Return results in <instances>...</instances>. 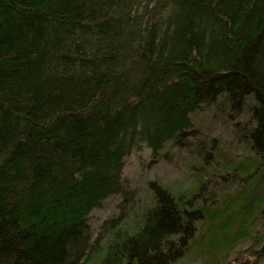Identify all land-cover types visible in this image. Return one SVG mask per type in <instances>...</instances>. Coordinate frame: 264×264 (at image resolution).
Here are the masks:
<instances>
[{"label": "trees", "instance_id": "16d2710c", "mask_svg": "<svg viewBox=\"0 0 264 264\" xmlns=\"http://www.w3.org/2000/svg\"><path fill=\"white\" fill-rule=\"evenodd\" d=\"M204 114L238 151L196 135ZM190 141L195 189L150 182L90 236L135 151ZM244 256L264 264V0H0V264Z\"/></svg>", "mask_w": 264, "mask_h": 264}, {"label": "rangeland", "instance_id": "374dc122", "mask_svg": "<svg viewBox=\"0 0 264 264\" xmlns=\"http://www.w3.org/2000/svg\"><path fill=\"white\" fill-rule=\"evenodd\" d=\"M225 123V122H224ZM222 120L218 122L211 121L206 114L202 115L201 120L198 121L199 132L196 134L206 141H210V136L223 139L226 148H238L232 145V140L235 137L232 127H228ZM209 137V139L207 138ZM200 138V139H201ZM199 141V139H198ZM198 141H190L187 149H171L166 157L161 158L155 162L150 160V149L145 145L141 146L138 151H135L132 156L127 159L124 168V179L127 184V199L123 196H117L104 203L101 210H94L89 215L88 228L92 238L98 237L103 239L108 235L110 221L118 220L123 222L124 218L130 213L131 209L137 206L138 202H144L150 193L148 192V184L150 182H160L165 187L171 190H178L185 188L189 191L194 187L193 176L200 171L199 165L194 158L192 149ZM192 149V150H191ZM111 228V229H110ZM247 246L244 245L243 249ZM240 249V250H243ZM232 254L231 257L232 258ZM244 256V259L238 260L236 264H247L252 260ZM187 259L183 264H201V262L187 263Z\"/></svg>", "mask_w": 264, "mask_h": 264}]
</instances>
